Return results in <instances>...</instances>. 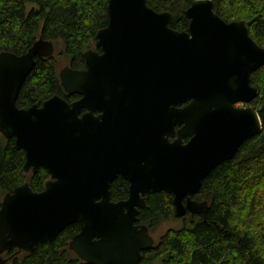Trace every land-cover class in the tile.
<instances>
[{
  "label": "water",
  "instance_id": "obj_1",
  "mask_svg": "<svg viewBox=\"0 0 264 264\" xmlns=\"http://www.w3.org/2000/svg\"><path fill=\"white\" fill-rule=\"evenodd\" d=\"M185 15L179 31L170 12L146 0H108L107 24L84 51V67L59 69L63 90L79 95L72 102L53 95L16 105L35 58L52 56L53 42L0 52V132L24 151L25 173L49 174L42 190L26 181L1 198L0 264L5 251L32 252L72 223L80 230L68 247L82 260L139 264L154 238L137 215L160 191L171 194L176 217L205 220L207 202L192 195L262 129L250 76L264 66V46L243 19L217 15L212 0H193ZM118 175L128 195L113 201Z\"/></svg>",
  "mask_w": 264,
  "mask_h": 264
},
{
  "label": "trees",
  "instance_id": "obj_2",
  "mask_svg": "<svg viewBox=\"0 0 264 264\" xmlns=\"http://www.w3.org/2000/svg\"><path fill=\"white\" fill-rule=\"evenodd\" d=\"M192 1L146 0L155 11L170 12L171 27L179 31L188 27L185 9ZM212 2L213 10L225 21L243 19L249 36L264 46V0ZM107 4L108 0H0V52L21 55L42 38L58 45L57 55L65 57V66L81 69L84 51L107 24ZM54 54L35 58L19 90L17 107L40 105L53 95L77 97L63 90ZM250 80L258 88L250 105L261 120L260 133L246 140L233 158L213 168L192 195L196 201L207 202L205 220L202 214L187 212L179 218L180 227L168 228L141 252L139 264H264V66L253 71ZM24 160V151L15 148L14 138L6 139L0 132V200L26 181L34 191L43 189L49 174L42 167L25 173ZM128 185L117 176L110 184L111 199H125ZM175 218L171 194L160 191L146 196L137 222L151 231L163 220ZM79 230L78 223L69 224L52 242L32 252L11 248L3 253L5 264H91L68 247Z\"/></svg>",
  "mask_w": 264,
  "mask_h": 264
},
{
  "label": "rangeland",
  "instance_id": "obj_3",
  "mask_svg": "<svg viewBox=\"0 0 264 264\" xmlns=\"http://www.w3.org/2000/svg\"><path fill=\"white\" fill-rule=\"evenodd\" d=\"M27 7L30 8L31 5H28ZM56 46H58V45L57 44L54 45V51H55L54 55L56 57L58 69H61L62 67H64L66 65V59L63 56L57 55V47ZM92 47H93V44H92ZM181 225H182V221L179 218L163 220L157 228L149 231V233L152 235V237L154 239H157L159 237V235L162 234L168 228H178Z\"/></svg>",
  "mask_w": 264,
  "mask_h": 264
},
{
  "label": "flooded vegetation",
  "instance_id": "obj_4",
  "mask_svg": "<svg viewBox=\"0 0 264 264\" xmlns=\"http://www.w3.org/2000/svg\"><path fill=\"white\" fill-rule=\"evenodd\" d=\"M91 48H94V46L93 47H91ZM97 49V51H99L100 52V48H96ZM82 69V68H81ZM66 93V92H65ZM68 96L69 95H76L77 97H75V98H69V99H67V97H62V98H64L67 102H72L73 100H75V99H78L79 98V95L78 94H68V93H66ZM235 106L236 107H239V108H241V107H244V106H247V104H244V103H240V102H238V103H236L235 104ZM84 112V109H82L81 110V113H83ZM184 140H187V138H184ZM119 176V175H118ZM111 184V183H110ZM44 186V185H43ZM110 188V187H109ZM137 218H138V215H137ZM138 223V222H137ZM139 224V223H138ZM2 256H3V254H2Z\"/></svg>",
  "mask_w": 264,
  "mask_h": 264
}]
</instances>
